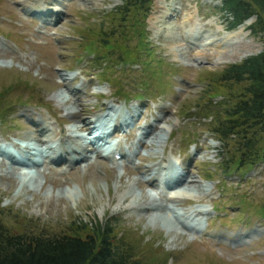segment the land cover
<instances>
[{"label":"rangeland","instance_id":"374dc122","mask_svg":"<svg viewBox=\"0 0 264 264\" xmlns=\"http://www.w3.org/2000/svg\"><path fill=\"white\" fill-rule=\"evenodd\" d=\"M41 1L0 0V105L11 107V119L0 125V141L16 136L34 139L36 146L46 147L49 142L50 152L55 144L67 161L48 164V157L40 153V165L26 175L0 156L2 223L11 232L58 234L112 217L119 236L133 246L139 264H264V226L256 222L264 224V162L255 165L247 179L240 178L244 171L233 166L224 171L218 155L223 142L208 130L213 107L202 102L208 99L213 105L225 98L223 86L211 84L213 88L206 90L208 80L227 63L264 49V41L246 26L255 17L227 29L220 0H153L139 21L130 18L113 27L110 43L114 48H108L109 54L116 57L123 47L134 62L105 59L103 66L113 63L104 71L110 78L105 83L98 75L103 63L98 66L93 61L101 44L92 29L106 30L111 11L123 0H69L51 22L22 13L23 5ZM161 7L173 14L164 24L157 17ZM188 14L195 23L190 31L184 18ZM167 23L170 33L164 27ZM228 31L237 32L224 42L225 51H212L211 45ZM209 35V46L202 45ZM187 39L195 44L189 45ZM67 67L80 71L68 83L81 78L86 82L81 89L63 85L59 71ZM122 93L145 96L127 101L120 97ZM116 100L126 101V107ZM109 102L115 104L111 109L115 128L109 135L114 136L123 157L113 160L112 154L103 157L95 149L75 161L79 153L71 150L87 153V144L70 137L65 124L71 120L70 110L80 126L91 112L106 110ZM130 103L132 108L126 109ZM125 112L137 115L128 131L120 132ZM235 146L229 140L228 153ZM176 165L185 170L180 188L190 196L169 194L167 200L162 190L167 188L158 185L157 175L164 168L171 171L170 177L181 176L182 167ZM163 173L161 182L166 177ZM168 204L180 206L184 213L193 211L195 221L205 223L202 232L215 237L186 229ZM256 228L260 234L245 235ZM217 234L236 242L218 239Z\"/></svg>","mask_w":264,"mask_h":264},{"label":"trees","instance_id":"16d2710c","mask_svg":"<svg viewBox=\"0 0 264 264\" xmlns=\"http://www.w3.org/2000/svg\"><path fill=\"white\" fill-rule=\"evenodd\" d=\"M152 1L123 0L111 11L109 19H112L106 30L101 26L92 29L101 44V48L96 49L97 62L105 59L131 62L129 50L123 47L118 56L109 54L108 48H114L110 43L113 27L130 18L139 21L142 13L144 16L149 11ZM219 9L229 29L254 16V21L246 26L264 41V0H221ZM208 81L206 91L213 88L211 84L227 90L225 98L213 105L208 99L202 101L214 109L208 114L212 119L207 124L209 132L223 142L218 150L224 162L223 170L229 171L233 166L243 172L264 160V49L239 62L227 63ZM243 82L246 84L242 88L236 87ZM9 106L0 105V117L8 113ZM229 140H234L236 146L228 153ZM118 233L119 227L112 217L104 222H84L72 232L58 234L11 232L0 220V264H139L133 246Z\"/></svg>","mask_w":264,"mask_h":264},{"label":"bare ground","instance_id":"6f19581e","mask_svg":"<svg viewBox=\"0 0 264 264\" xmlns=\"http://www.w3.org/2000/svg\"><path fill=\"white\" fill-rule=\"evenodd\" d=\"M192 12V11H191ZM158 13H159V15H157V17H159V20L161 19V18H163L164 20H165V18L164 17H167V16H171V13L169 12V10L166 8V7H161L160 9H159V11H158ZM186 15H184V18H185V21H187L188 22V25H189V29H188V31H190L191 29H192V26L195 24L194 23V21L192 20V15L191 14H188L186 17H185ZM195 18V17H194ZM154 19H156V18H154ZM179 21V20H178ZM160 23H162V24H164V22L162 21V20H160L159 21ZM176 23H177V21H175ZM185 23V22H184ZM183 24V23H182ZM152 25H154V23L152 22ZM166 25V24H165ZM164 25V27H166L167 29H169L168 31H169V33L171 32V28L169 27V23H167V25L165 26ZM157 28V27H156ZM159 29V28H158ZM241 29V28H240ZM239 29V30H240ZM160 31V30H159ZM237 31H235V32H230V31H228V32H225L224 33V36L223 37H221L220 39H218V42L216 43V44H212L211 45V49H212V51L214 50L216 53H219V54H221L223 51H225L224 49L226 48V45L224 44V42H226V41H228V40H230L231 38V35L232 34H234V33H236ZM238 34V33H237ZM235 36V35H234ZM210 35L208 36V37H205V38H203V44L202 45H207V44H209L210 43ZM178 49V48H177ZM198 49V47H196L194 50H197ZM179 50V49H178ZM199 50H201V48H199ZM198 51V50H197ZM177 52V51H176ZM227 52V51H226ZM198 53H199V51H198ZM200 54V53H199ZM227 59V58H226ZM178 60L179 61H181L182 59L180 58H178ZM182 62V61H181ZM17 143V142H16ZM104 147H108L107 149H112V146L110 145V144H108V145H105ZM22 153V152H21ZM22 170V172H23V174H29V173H31L32 171H33V169H32V167L31 166H21L20 167ZM170 194H172V197L174 196V195H176L175 197H179L180 195H185V194H188V193H184V190H183V188H180V187H176L173 191H170ZM189 195V194H188ZM190 196V195H189ZM179 211H181V209L180 208H177ZM192 213H193V211L190 213V214H188V213H184L183 212V214H180V215H186L185 216V219L186 220H189L188 222H189V225H192L193 227H196V226H198L199 225V223L198 222H196L195 221V218H194V216H192Z\"/></svg>","mask_w":264,"mask_h":264}]
</instances>
